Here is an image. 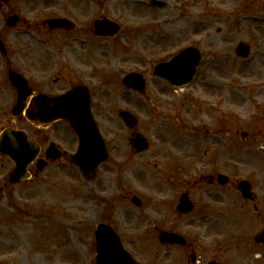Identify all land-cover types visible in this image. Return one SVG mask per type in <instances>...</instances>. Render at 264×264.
<instances>
[{
    "label": "rangeland",
    "instance_id": "obj_1",
    "mask_svg": "<svg viewBox=\"0 0 264 264\" xmlns=\"http://www.w3.org/2000/svg\"><path fill=\"white\" fill-rule=\"evenodd\" d=\"M13 14L21 21L9 27ZM52 16L86 26L108 16L122 31L107 41L88 29L58 35L42 24ZM0 39L8 50L0 51L6 81L5 68H91L109 150L86 178L72 160L77 138L60 122L67 155L40 181L16 186H9V161L0 153V264H96L101 221L142 264H191V249L204 253L200 264H244L258 254L250 249L264 229V0H0ZM240 42L251 46L247 58L236 55ZM188 46L204 54L192 83L176 88L152 75L158 62ZM133 70L147 78L145 95L122 84ZM122 108L138 116L133 129L119 117ZM136 132L150 141L148 150L133 148ZM219 173L229 183L220 185ZM241 179L254 184V202L238 190ZM184 191L196 204L189 213L177 210ZM161 230L190 244L162 243ZM256 263L264 259L249 261Z\"/></svg>",
    "mask_w": 264,
    "mask_h": 264
},
{
    "label": "water",
    "instance_id": "obj_2",
    "mask_svg": "<svg viewBox=\"0 0 264 264\" xmlns=\"http://www.w3.org/2000/svg\"><path fill=\"white\" fill-rule=\"evenodd\" d=\"M17 22V16H12L8 20L10 25H14ZM49 24L51 27L57 28L71 27V23L66 19H51L49 20ZM95 28L96 33L108 35H114L119 30L118 25L108 18L97 20L95 22ZM0 47H2L1 42ZM237 51L238 54L245 56L249 53V46L240 43ZM200 59L201 52L198 49L187 48L168 63H161L156 66L154 73L168 77L175 85L187 84L191 81ZM11 80L19 88L22 97V94L26 90V81L16 73H12ZM124 83L140 91H145L146 88L144 77L137 72L129 73L124 78ZM81 90L82 89L79 88L74 89L56 98L38 97L35 99V105H38L40 102L43 108H46V115H48L47 112H49L50 116H63L72 123L80 140V145L74 156V160L88 176L90 173H94L97 167L107 159L108 153L104 140L90 113L88 95ZM20 103L21 98L16 108L20 107ZM49 107L50 111H48ZM28 112L29 117L35 119L37 114H40V109L35 108ZM120 116L129 127H134L138 121L136 116L128 110H122ZM48 121L49 118L44 120V123ZM247 135V132H241L243 138ZM134 146L141 151L148 147V142L142 135L138 134L134 137ZM0 150L10 154L17 162V168L13 179L15 181L22 179L23 176H20V174L25 172L28 163L35 157L36 149L34 148V144L28 142L21 131H6L0 137ZM218 180L220 183H226L228 177L224 174H220ZM239 188L244 197H253L249 181L241 180L239 182ZM192 208L193 202L190 200L188 193L182 194L178 209L180 211H189ZM96 238L98 264H138L123 247L119 236L111 226L101 223L96 231ZM160 239L163 242L183 243L185 241L179 234L169 233L167 231L161 233Z\"/></svg>",
    "mask_w": 264,
    "mask_h": 264
},
{
    "label": "flooded vegetation",
    "instance_id": "obj_3",
    "mask_svg": "<svg viewBox=\"0 0 264 264\" xmlns=\"http://www.w3.org/2000/svg\"><path fill=\"white\" fill-rule=\"evenodd\" d=\"M91 31L93 28L88 27ZM168 60V58H167ZM6 74L9 76L12 68H5ZM20 71L28 81V85L31 90H29V95L23 97V110L19 109L17 114H14V109L19 100V94L16 87L10 82V80L0 79V132L5 127H11L16 129L25 130L28 134V139L36 143L38 146V154L36 158L28 165L27 169L31 175L30 179H27L21 183H13L10 180L11 174L15 168V163L11 158H7L9 161V166H7V175L9 186H16L24 182L34 180L35 178L39 180V177H44L45 173L50 174L56 170V165L59 159H46L47 153L51 145L56 144L59 149L62 150L63 155L67 153V150L62 148L58 143V125L56 123L50 125H42L35 123L32 119L28 117L27 108L33 103V96L35 93H41L50 97L62 94L78 85H84L92 90L91 84V68H16ZM155 101V97H153ZM40 113L37 119L44 120L45 112ZM64 121L58 120L57 122ZM39 164H45L43 169H39ZM40 181V180H39ZM214 179H212V182ZM252 203V202H251ZM255 212L258 213V205L255 204ZM264 238V229L259 231L253 236V240L256 246H249L251 250L259 252L260 255L253 254L250 257H246V264L249 261L257 262L260 259H264V242L260 239ZM190 244L188 241L182 246H188ZM191 246V245H190ZM192 248V246H191ZM192 262L191 264H197L199 259L204 260L203 255L195 253L191 249ZM200 260L198 261V263ZM203 264V261H201ZM200 264V263H199ZM258 264V263H256Z\"/></svg>",
    "mask_w": 264,
    "mask_h": 264
},
{
    "label": "bare ground",
    "instance_id": "obj_4",
    "mask_svg": "<svg viewBox=\"0 0 264 264\" xmlns=\"http://www.w3.org/2000/svg\"><path fill=\"white\" fill-rule=\"evenodd\" d=\"M35 101H36V100H35ZM141 183H142V181H141ZM160 189H162V190H163V189H164V186L160 187Z\"/></svg>",
    "mask_w": 264,
    "mask_h": 264
}]
</instances>
